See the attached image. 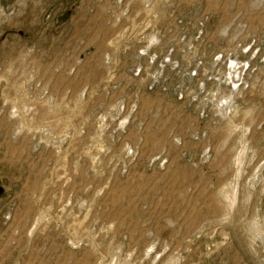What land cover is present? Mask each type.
Instances as JSON below:
<instances>
[{
    "label": "rangeland",
    "instance_id": "rangeland-1",
    "mask_svg": "<svg viewBox=\"0 0 264 264\" xmlns=\"http://www.w3.org/2000/svg\"><path fill=\"white\" fill-rule=\"evenodd\" d=\"M0 187V264H264V0H0Z\"/></svg>",
    "mask_w": 264,
    "mask_h": 264
},
{
    "label": "built area",
    "instance_id": "built-area-1",
    "mask_svg": "<svg viewBox=\"0 0 264 264\" xmlns=\"http://www.w3.org/2000/svg\"><path fill=\"white\" fill-rule=\"evenodd\" d=\"M143 51H141L140 50V53L143 55V53L145 52L144 51V49H142ZM154 55V54H153ZM152 55V56H153ZM156 57H157V55H155V57L152 59L151 58V60L153 61V60H155L156 59ZM222 57H223V55H218L217 57H216V59H217V61H220L221 59H222ZM170 57L169 56H166L165 57V62H169L170 61ZM242 62V61H241ZM239 63L240 65H237L236 66V64H238L237 63V61H235L234 60V62L232 61V63H233V67L234 68H236V70L234 71V73H233V75H232V80H231V83H232V87L234 88V87H239L240 85H241V83H243V80H244V77H243V75H241L242 73H243V70L244 71H246L247 69H248V67L250 66V64H249V62L248 61H246L245 63ZM177 66V65H176ZM241 69H242V71H241ZM140 70V69H139ZM196 74H198V72H197V69H193L192 70V73H191V75L192 76H195Z\"/></svg>",
    "mask_w": 264,
    "mask_h": 264
},
{
    "label": "water",
    "instance_id": "water-1",
    "mask_svg": "<svg viewBox=\"0 0 264 264\" xmlns=\"http://www.w3.org/2000/svg\"><path fill=\"white\" fill-rule=\"evenodd\" d=\"M69 15H70V13H66V14H64V15L61 17V19H62V20H65V19H67V18L69 17ZM2 192H3V189L0 187V195L2 194Z\"/></svg>",
    "mask_w": 264,
    "mask_h": 264
}]
</instances>
